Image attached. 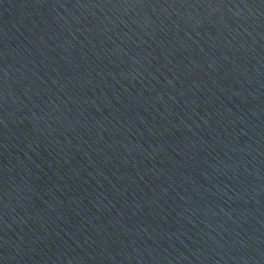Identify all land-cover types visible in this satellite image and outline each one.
<instances>
[{
  "label": "water",
  "instance_id": "water-1",
  "mask_svg": "<svg viewBox=\"0 0 264 264\" xmlns=\"http://www.w3.org/2000/svg\"><path fill=\"white\" fill-rule=\"evenodd\" d=\"M0 264H264V0H0Z\"/></svg>",
  "mask_w": 264,
  "mask_h": 264
}]
</instances>
